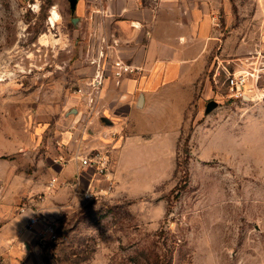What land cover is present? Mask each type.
<instances>
[{
	"label": "rangeland",
	"instance_id": "obj_1",
	"mask_svg": "<svg viewBox=\"0 0 264 264\" xmlns=\"http://www.w3.org/2000/svg\"><path fill=\"white\" fill-rule=\"evenodd\" d=\"M79 1L73 10L70 0H0V161L18 169L13 185L3 191L0 183V204L16 215L30 192L44 193V203L66 188L60 179L51 186L57 176L49 172L73 152L64 137L79 123V67L89 77L96 61V37L88 26L81 33ZM241 39L239 63L206 69L175 150V133L148 129L141 187L128 171L127 196L109 198L114 188L70 196L43 210L47 220L32 228V244L12 246L33 248L36 264H264V76L248 75L256 77L261 63L254 57L261 61L264 52L256 51L262 38ZM229 75L247 81L238 87ZM211 101L218 107L206 114ZM126 122L122 133L130 136ZM49 225L56 237L43 243L38 234Z\"/></svg>",
	"mask_w": 264,
	"mask_h": 264
},
{
	"label": "crops",
	"instance_id": "obj_2",
	"mask_svg": "<svg viewBox=\"0 0 264 264\" xmlns=\"http://www.w3.org/2000/svg\"><path fill=\"white\" fill-rule=\"evenodd\" d=\"M238 1L241 18L234 28L230 27L233 2ZM79 17L81 33L88 26L96 37L95 66L89 77H86L88 69L79 67V86L96 76L98 63L104 66L95 108L101 115L90 116V109L79 97L75 109L79 117L77 132L70 131L64 137L73 152L66 155V161H56L49 172L65 182L66 188L49 194L51 188L46 186L49 195L43 204L38 197L44 193L30 192L23 198L28 213L22 215L0 204V264L38 262L39 254L33 248L25 252L12 246L25 241L32 244L35 240V230L27 227L35 207L40 210L35 226L38 229L47 220L41 215L43 210L48 213L70 196L87 189L99 192L107 185L106 180L81 166L80 157L93 150L106 151L111 159L109 178L114 188L109 198L127 196L124 188L131 175L126 172L137 180V186L144 182L140 176L142 148L152 141V137H146L148 129L175 133V150L185 110L195 98L206 69L211 65L237 63L244 53L241 43L244 37L262 38L260 50L256 51L264 52V0H80ZM225 32L227 37L223 39ZM117 59L134 72L116 77L112 62ZM125 119L130 136L122 133L120 122ZM152 156L155 157L154 153ZM13 166L14 161H0L3 191L18 178V169L14 172ZM146 174L144 177H149ZM140 192L141 196L148 194L147 190Z\"/></svg>",
	"mask_w": 264,
	"mask_h": 264
},
{
	"label": "built area",
	"instance_id": "obj_3",
	"mask_svg": "<svg viewBox=\"0 0 264 264\" xmlns=\"http://www.w3.org/2000/svg\"><path fill=\"white\" fill-rule=\"evenodd\" d=\"M220 22V18L217 17L216 18V24H218ZM262 56V55H261ZM102 58H105L104 55L102 56ZM257 58L256 60L258 61V63L260 64L259 70L256 72L257 75L255 77V74H251L249 76H252L253 78H255L257 81H259L263 76H264V55L261 58L260 61V57H254ZM260 61V62H259ZM237 63H239V60L237 61ZM236 63V64H237ZM113 67L115 69V76L116 77H121L124 74H131L134 72V70L132 69L131 66L125 64L122 60L117 59L115 61L112 62ZM231 65V63H230ZM252 65H254L252 63ZM255 66V65H254ZM97 67L99 68V72L96 73V76L88 83H86L84 86H79L78 89V95L81 99H83L85 101V104L88 106V108L90 109V111L92 112V114H97L99 115V112L95 109L97 107V102L100 96V91H101V86H102V80H103V73H104V66L100 65L99 63L97 64ZM228 81H231V83L233 85L236 86H244V84L246 83V76H228ZM242 96V95H241ZM80 162H81V166L84 168H88L90 170H92L94 172V175L99 178V179H104L107 181V188L103 189L102 191L100 190L99 192L96 190H92V189H87L85 191V196L86 197H94L97 196L103 192L108 193V191L112 190L113 188V182L112 180L109 178V165H110V156L106 151H100V150H93L90 153L82 156L79 158ZM64 161V160H62ZM59 181L57 178H54L52 180L51 186H55L56 184H58ZM110 189V190H108ZM40 200L42 201V198H40ZM27 211L26 207L23 206L22 208H20V212L21 213H25ZM39 222L38 219V215L36 212H33L32 216L29 218L28 220V228H34ZM55 228L53 225H49L47 226V230L44 232H41L40 234H38L39 240L43 243H45L48 239H54L56 237V233H55ZM48 238V239H47Z\"/></svg>",
	"mask_w": 264,
	"mask_h": 264
},
{
	"label": "water",
	"instance_id": "obj_4",
	"mask_svg": "<svg viewBox=\"0 0 264 264\" xmlns=\"http://www.w3.org/2000/svg\"><path fill=\"white\" fill-rule=\"evenodd\" d=\"M70 3H71V8H72L73 10H75V8H76V4H77V0H70ZM217 107H218L217 102H215V101H211V102H209V103L207 104V106H206V114L211 113V112L214 111ZM74 111H76V110H74ZM101 121H102V122H105V119H104V118H101Z\"/></svg>",
	"mask_w": 264,
	"mask_h": 264
},
{
	"label": "bare ground",
	"instance_id": "obj_5",
	"mask_svg": "<svg viewBox=\"0 0 264 264\" xmlns=\"http://www.w3.org/2000/svg\"><path fill=\"white\" fill-rule=\"evenodd\" d=\"M58 18H59L58 14L56 12H53L51 22L54 23ZM249 75H251V74H249Z\"/></svg>",
	"mask_w": 264,
	"mask_h": 264
}]
</instances>
